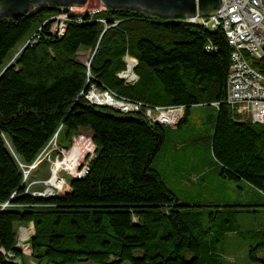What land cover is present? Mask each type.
<instances>
[{
	"label": "trees",
	"instance_id": "1",
	"mask_svg": "<svg viewBox=\"0 0 264 264\" xmlns=\"http://www.w3.org/2000/svg\"><path fill=\"white\" fill-rule=\"evenodd\" d=\"M62 12L42 4L19 16L0 15V264H28L17 247L22 222L33 226L27 240L33 264H235L218 245L227 232L247 244L248 259L264 264L258 257L264 228L240 230L236 209L215 229L203 224L196 205L179 203L153 166L166 125L144 109L183 107L178 127L190 106L213 103L210 148L218 173L245 180L264 196V123L241 120L225 102L230 46L223 32L107 7L67 10L65 31L56 35L50 26ZM35 34V42L5 62L19 41ZM80 48L93 53L89 66L75 57ZM127 54L137 61L133 82L119 76ZM253 66L264 69V59ZM91 86L139 106L121 112L93 104L85 97ZM56 133L60 147L73 134L91 137L95 149L85 174L49 198L24 194V170Z\"/></svg>",
	"mask_w": 264,
	"mask_h": 264
},
{
	"label": "rangeland",
	"instance_id": "2",
	"mask_svg": "<svg viewBox=\"0 0 264 264\" xmlns=\"http://www.w3.org/2000/svg\"><path fill=\"white\" fill-rule=\"evenodd\" d=\"M72 7V11L76 13L83 11L97 12L100 9L107 8L102 5L100 0H87L83 6L74 5ZM60 8L62 9L64 6H60ZM30 36L32 38V35L27 36L8 52L5 62L9 64L15 60L25 45L28 44L27 41L31 40ZM36 39L38 38L32 39L31 42H35ZM92 54L89 49L80 48L75 57L86 66H89ZM127 57L130 56L128 54L125 55L126 66H128ZM133 59L135 66L137 61L135 58ZM253 63L251 61L252 65ZM88 75H90L89 71ZM121 77L126 80L134 78V76L129 78L123 75ZM91 91L104 93V91H99L94 86H91L85 96L88 101ZM111 97L114 101L123 104H129L130 102L118 96L111 95ZM89 102L93 103L94 101ZM103 106L116 110L114 106L109 104ZM179 108L183 116L184 109L183 107ZM232 109L235 111L234 108ZM131 111H135V109L133 110L128 106L123 108L121 112ZM146 111L144 109L145 114ZM241 114H238L241 120L249 119L247 112L241 111ZM215 118L216 106L213 103L212 105H192L185 114V120L178 127L164 126L165 139L154 156L153 166H156L159 170L164 184L174 191L179 203L196 205L194 209H198L201 212L200 217L203 224L207 223L212 229H215L219 221L228 216L227 211L229 209H236L240 211L234 212L233 216L236 223L239 224L240 230L253 231L262 229L264 228V196L262 193L245 180L229 179L222 177L218 173V164L213 158L210 148ZM56 137L57 133L43 149L36 161L24 170L25 184H30V190L44 191L52 188L56 193L69 190L70 178L75 177L79 173L84 174L88 161L94 155L95 144L89 135L73 134L69 142L70 145L68 146L66 143V146L62 147L59 146ZM73 148L79 150V160L75 169L62 168L58 171L59 178L63 179L60 188L47 184V180L51 177V168L54 162L62 159ZM31 224V222H22L16 227L17 247L21 246L20 243L25 245L23 250L19 248L26 255L28 264H33L29 257L30 249L28 244H26L33 231ZM220 238L218 245H221L219 248L229 262L233 261L235 264H256V262L248 259L247 244L235 232H227L225 237L220 235ZM75 264L96 263L79 261Z\"/></svg>",
	"mask_w": 264,
	"mask_h": 264
},
{
	"label": "built area",
	"instance_id": "3",
	"mask_svg": "<svg viewBox=\"0 0 264 264\" xmlns=\"http://www.w3.org/2000/svg\"><path fill=\"white\" fill-rule=\"evenodd\" d=\"M72 8V6L64 7L61 9L62 13L53 16L50 31L56 35L63 34L67 19L66 11H72ZM183 20H198L205 27H220L224 36L230 37V63L226 75L225 102L234 108L237 114L242 115L241 111L247 112L252 122L264 123V69L258 70L251 64V61L264 59V0H221L218 8L208 15L197 12L194 16ZM34 38H38V34L32 35L31 40ZM31 40L27 43L34 42ZM133 76V79H122L133 82L136 79L134 74ZM124 105L133 110L139 106L135 102ZM146 110V116L152 121L156 118H171L179 121L182 116V111L177 106L148 107ZM24 194L36 198L38 196L49 198L53 195L48 189L30 190V184H26ZM9 204V201H6L1 203V207ZM20 245L23 250L25 245L22 243Z\"/></svg>",
	"mask_w": 264,
	"mask_h": 264
},
{
	"label": "water",
	"instance_id": "4",
	"mask_svg": "<svg viewBox=\"0 0 264 264\" xmlns=\"http://www.w3.org/2000/svg\"><path fill=\"white\" fill-rule=\"evenodd\" d=\"M87 0H0V15L19 16L29 12L39 5L53 4L56 6H83ZM104 7H126L140 9L165 18L185 19L194 16L197 12L208 15L212 10L218 8L221 0H100ZM134 67V65H133ZM128 70L126 66L125 71ZM132 73L134 74L133 70ZM87 85V84H86ZM103 93V92H102ZM107 97L111 95L104 91ZM116 102V101H115ZM98 105L103 103L93 102ZM117 111L122 108L115 107ZM126 110V109H125ZM79 178V177H78ZM37 198H42L38 196Z\"/></svg>",
	"mask_w": 264,
	"mask_h": 264
},
{
	"label": "bare ground",
	"instance_id": "5",
	"mask_svg": "<svg viewBox=\"0 0 264 264\" xmlns=\"http://www.w3.org/2000/svg\"><path fill=\"white\" fill-rule=\"evenodd\" d=\"M59 15V14H57ZM179 19V18H176ZM183 20V19H180ZM187 23H192V24H200V22H198V20H190V21H186L183 20ZM210 29H216L220 27H207ZM226 38V41L228 43V45L230 46L231 49V39L229 36H224ZM127 61V65H128V70L127 71H122L119 73V76L121 77L123 76H127L129 78H132L133 73H132V67L135 63L133 58L127 57L126 58ZM89 98L97 103H103V104H109L112 105L114 107H118V108H126L128 107L127 105L125 106L124 104L120 103V102H115L114 99L108 98L106 96L105 93H99L96 91H91L89 93ZM154 121L163 124V125H171V127H175L177 125V123L179 121L177 120H172L171 118H156ZM79 160V150L77 148H73L72 150L68 151L65 156L54 162V165L51 168V177L47 180V184L52 185L55 188H60L61 186V182H63V179L59 178L58 176V171L60 169H68V170H74L76 165H77V161ZM83 175H76V177H82ZM48 192H51L52 194H55L56 191L54 192V190L52 188H48ZM58 193V192H57Z\"/></svg>",
	"mask_w": 264,
	"mask_h": 264
},
{
	"label": "flooded vegetation",
	"instance_id": "6",
	"mask_svg": "<svg viewBox=\"0 0 264 264\" xmlns=\"http://www.w3.org/2000/svg\"><path fill=\"white\" fill-rule=\"evenodd\" d=\"M28 244V243H27ZM22 249V248H21ZM258 257H259V259H263L262 261H264V253H259V255H258ZM260 263V262H259Z\"/></svg>",
	"mask_w": 264,
	"mask_h": 264
},
{
	"label": "crops",
	"instance_id": "7",
	"mask_svg": "<svg viewBox=\"0 0 264 264\" xmlns=\"http://www.w3.org/2000/svg\"><path fill=\"white\" fill-rule=\"evenodd\" d=\"M31 226H32V224H31ZM32 230H33V228H32Z\"/></svg>",
	"mask_w": 264,
	"mask_h": 264
}]
</instances>
